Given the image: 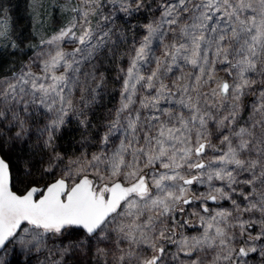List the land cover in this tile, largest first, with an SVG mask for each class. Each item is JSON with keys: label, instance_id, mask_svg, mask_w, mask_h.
I'll return each instance as SVG.
<instances>
[{"label": "snow or ice", "instance_id": "obj_1", "mask_svg": "<svg viewBox=\"0 0 264 264\" xmlns=\"http://www.w3.org/2000/svg\"><path fill=\"white\" fill-rule=\"evenodd\" d=\"M10 8L3 255L264 264V0H28V35Z\"/></svg>", "mask_w": 264, "mask_h": 264}, {"label": "trees", "instance_id": "obj_2", "mask_svg": "<svg viewBox=\"0 0 264 264\" xmlns=\"http://www.w3.org/2000/svg\"><path fill=\"white\" fill-rule=\"evenodd\" d=\"M10 16L14 19L16 26H21L20 31L29 33L31 30L28 0H11ZM11 18V19H12ZM24 32V33H26ZM8 264H18L14 258H9Z\"/></svg>", "mask_w": 264, "mask_h": 264}, {"label": "rangeland", "instance_id": "obj_3", "mask_svg": "<svg viewBox=\"0 0 264 264\" xmlns=\"http://www.w3.org/2000/svg\"><path fill=\"white\" fill-rule=\"evenodd\" d=\"M29 13H30V12H29ZM11 18H12V17H11ZM11 20H12V22L14 21L13 18H12ZM30 23H31V30L29 31V33H30L32 30H34V29H33V25L35 24V20L32 18L31 15H30ZM14 26H15V28H16L17 30H19V31L21 30V26H16V25H15V22H14ZM24 32H26V31H24ZM29 33L26 32V33H24V34H25V35H28ZM0 258L4 259L5 262H6V264H8V262L10 261L9 258H14V259H15V262H17L18 264H24V259H23L22 256L19 257L18 260H17V258L13 257L12 255L4 256V255H3V250L0 252Z\"/></svg>", "mask_w": 264, "mask_h": 264}, {"label": "water", "instance_id": "obj_4", "mask_svg": "<svg viewBox=\"0 0 264 264\" xmlns=\"http://www.w3.org/2000/svg\"><path fill=\"white\" fill-rule=\"evenodd\" d=\"M2 250H0V252H1Z\"/></svg>", "mask_w": 264, "mask_h": 264}]
</instances>
